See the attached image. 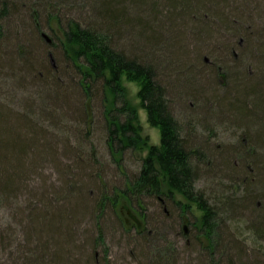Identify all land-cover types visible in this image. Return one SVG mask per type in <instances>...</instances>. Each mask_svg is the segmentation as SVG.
I'll return each instance as SVG.
<instances>
[{
	"label": "trees",
	"instance_id": "trees-1",
	"mask_svg": "<svg viewBox=\"0 0 264 264\" xmlns=\"http://www.w3.org/2000/svg\"><path fill=\"white\" fill-rule=\"evenodd\" d=\"M39 1L48 11L47 26L55 20L60 24L62 34L47 43L37 28L36 33L46 47L41 59L31 48H19L24 36L19 35L20 28L14 34L4 29L11 11L15 16L23 12L33 16L31 8H26L20 0L10 5L7 0H0V89L9 85L10 92L15 94L8 100L6 94H0V212L2 209L11 212L0 228V264H108L103 224L108 212L114 213L121 198L131 204L142 221V226L136 224L134 234L126 233L133 235L132 242L137 240L140 256L146 264H176V251L167 247L169 242L161 233L170 227L166 222L179 227L185 215L195 214L193 209L200 215L191 225L197 228L201 224L202 232L211 242L208 248L200 245L204 252L201 264H223L216 256L222 255L225 247L231 254L237 253L238 247L228 240L220 213L232 214L247 208L251 214H260L255 233L262 236L264 204L261 206L256 200L264 201L263 193L250 194L243 200L214 195L216 202L211 205L205 191L196 185L200 166L205 165L216 175L223 172L227 180L246 190L251 183L264 188V154L259 152L264 150V32L251 27L245 29L239 21L229 19L220 9L225 0H167L166 8L170 11L163 19H159L156 4L151 0H86L95 20L89 24L81 19H62V7L71 0H57L56 7L49 4L52 0ZM129 8L136 12L135 17ZM245 9L244 6L236 8L231 17L248 20ZM147 11L148 18L144 16ZM185 15L192 22L184 19ZM181 19L183 22H179ZM200 22L207 28H200ZM230 24L233 34L227 41L225 34ZM20 26L24 27V24ZM186 29L192 31L189 36ZM125 31L128 34L124 37L132 44V55L118 50L115 44V36L120 38ZM165 32L171 36L169 42ZM182 33H185L184 38ZM242 38L246 42L245 48L241 46ZM162 42L168 44L164 53L173 57V64L178 57L184 60L179 67L168 64L165 68L172 93L157 76L156 69H161L163 56L157 59L159 64L156 65L150 60L151 56L156 57L155 52L147 51ZM194 42L198 45L195 48ZM233 47L243 50L249 62L243 64L245 69L240 67L242 71L232 73L235 79L232 85L225 72L227 83L224 85L219 80V64L211 58H199L206 52L214 57L221 56L219 58L224 55L230 60L233 55L235 57ZM21 48H24L22 52ZM189 54L197 55L196 63H189ZM184 68L188 69L191 78H186ZM63 69L71 70L78 80L66 86L62 82ZM124 80L139 86L137 95L146 110L148 123L160 131L159 145H151L149 138L142 136L138 112L128 103ZM94 89L102 94L101 101L106 100L110 106L104 108L105 128L107 144L113 154H121L127 148L147 152L139 171L125 174L120 188L111 189L99 177L100 166L93 168L85 163L97 164L91 156H88L89 161L84 160L86 152L70 144V138L78 131L64 125L68 116H75L76 110L79 113L83 109L77 102L79 98L73 101L75 90L77 97L90 99ZM167 93L179 101H183V97L193 100L190 108L194 106L195 109L190 113L198 114V123L205 133L211 132L212 121L220 128L227 129L232 124L254 133L247 135V130L244 135L248 139L244 138V142L235 147H220L213 143L215 138L210 135L198 134L197 127L190 130L189 121L184 123L177 119ZM81 114L84 116L83 112ZM47 123L62 137L49 133ZM61 145H64V156L74 161L64 165V186L55 187L53 183L55 191L48 193L36 178L43 174L48 162H52L50 159L57 165ZM92 188L95 189L93 193ZM25 194L30 197L29 203L20 207L21 197ZM149 199L158 200L161 211L146 217L143 205ZM166 204L171 206V211L164 209ZM85 216L92 217L94 230L90 236L89 231L83 233L81 219ZM81 233L82 237H87V242L77 239ZM215 238L219 242L217 248L213 242ZM101 248L104 258L98 260L97 251ZM210 250H216V256ZM78 252L80 258H77ZM236 256L239 264H259L242 261L240 252ZM225 259V263L235 264L233 259Z\"/></svg>",
	"mask_w": 264,
	"mask_h": 264
},
{
	"label": "rangeland",
	"instance_id": "rangeland-1",
	"mask_svg": "<svg viewBox=\"0 0 264 264\" xmlns=\"http://www.w3.org/2000/svg\"><path fill=\"white\" fill-rule=\"evenodd\" d=\"M8 4L16 2V0H7ZM23 5L31 8V11H33V16L30 15L28 12H23L20 16H15L13 15V12H10V19L8 21L4 22V29L5 31H9L11 34H14L18 32L19 30V35H24L20 36L22 39L20 40V45L23 46L24 48H31L32 52H34V55L38 57V59H41V56L46 51V47L44 46V41L45 40L47 43V39L44 37V39H40L36 31L37 28L40 31L39 34H46L50 39L51 42L52 39L54 40L55 37H61V31H60V24H58L55 20L51 22V24L47 26L45 17L48 13L47 8L45 5L40 4L41 2L39 0H20ZM153 3L156 4V9L158 13L159 19H163L164 15H168L170 9L166 8L165 2L167 0H151ZM180 1V0H176ZM53 2V3H52ZM59 1L57 0H52L50 5L56 7ZM68 2V1H67ZM226 2V3H225ZM86 0H71L70 3L62 7V19L64 21H67L69 19H76L80 20L83 23H91L94 20V18L90 14V8L87 5ZM242 4V5H241ZM42 5V6H40ZM24 6V7H25ZM45 6V7H44ZM244 6L246 9V16L248 17V20L240 21L239 19L232 18V11L235 10L236 8H241ZM130 13H132L135 17V11H132V8H129ZM220 9L222 13H224L229 19H232L233 22L239 21V25L244 27L245 29H257L261 30L264 32V0H225L224 3L220 4ZM179 10V9H178ZM145 13V17L148 18V14ZM235 15V14H233ZM187 15L184 16V19L189 20V23L192 22ZM183 19V20H184ZM157 20V19H156ZM181 19L179 22H183ZM236 20V21H235ZM156 22L154 25L156 26ZM178 22V20H177ZM24 24V27L20 26L21 24ZM50 23V22H49ZM200 28H207V26L202 22ZM166 27H170V25H166ZM191 26H189L190 29ZM232 25L230 24L227 28L226 31V40L229 41V38H231V35L233 34ZM35 28V29H34ZM188 29V30H189ZM231 31H230V30ZM187 29L185 31H188ZM8 32V33H9ZM192 31H188V36ZM224 33V32H223ZM128 33L127 31L121 33L120 38L115 36V44L118 50H123L126 52L127 55H132L133 50L131 47V42L128 41V39L124 36H126ZM183 34V38L185 37V33ZM41 35V36H42ZM264 35V34H263ZM164 36L168 39L167 42H169L171 39V36H168L167 32L164 33ZM19 37V38H20ZM114 38V36H113ZM137 38L134 37V40ZM192 39H190L191 42ZM22 42V43H21ZM133 42V41H132ZM245 40L242 38L241 40V46L245 48ZM168 44L162 42L160 43L157 47H152V49L147 50L150 53L155 52L156 57L151 56L150 60L154 64L157 65L159 62V57H162V66L161 69L158 68L157 76L160 82L167 88V91L172 93L171 85L170 82L166 81L167 76L165 74V68L168 67V64H173L174 61L172 60L173 57L169 56L168 54H165L164 52L167 51ZM183 46V45H182ZM198 46L195 42L193 44V48ZM24 48L20 52L24 50ZM235 57L233 55V58L230 60L225 59L223 56L222 58H219L221 56L216 55H210L208 53H201L200 54V60H202L204 57L211 58V61H216L217 64H219V72L221 75L219 76V80L222 84L226 85L227 79H226V74L228 72L229 76V85H232L234 83V78L233 74L237 70L240 72L243 69H240V67L245 65L246 62H249V57L244 56L243 50H238L235 47ZM159 49V51H158ZM162 49V50H161ZM183 50H185L183 48ZM48 51V49H47ZM170 51V50H169ZM49 53V52H48ZM52 53V50H51ZM163 54V55H162ZM165 54V55H164ZM151 55V54H150ZM197 55L194 54H189V63H196L197 61ZM171 57V59H170ZM43 58V57H42ZM168 58L167 60H165ZM196 58V59H195ZM175 63L172 66L174 68L181 66L183 64V58H176ZM226 62V64H223ZM240 63V64H239ZM191 65V64H190ZM66 67V66H63ZM223 68V70L221 69ZM225 68V69H224ZM245 69V68H244ZM187 76L186 78L189 79L191 78V74L187 72V68L183 69ZM5 72H8L7 70H4ZM62 73V82L66 85L69 86L71 83L76 82L78 78L76 77V74H74L71 70L68 69H63ZM226 72V74H225ZM233 73V74H232ZM12 77V76H9ZM171 77V76H170ZM174 78V77H173ZM170 79V78H169ZM184 80V79H183ZM14 82V79H13ZM9 83H12V80H10ZM123 86L126 90L127 94V100L130 106L134 109L137 110L138 116H139V124L142 127L141 134L143 137H148L149 142L151 145H159L160 143V131L158 128H154L148 123L147 120V114L146 110L142 108L141 102L138 98V91H139V86L137 83L131 82L129 80H124L123 81ZM7 87V86H6ZM11 87L7 88H2L0 89V94H6L5 98L6 100L11 99L13 93L10 92ZM71 92H74V90H70ZM176 91L180 92L179 89ZM183 92V91H182ZM75 96H73L77 100L81 106H83V109L78 111L76 110V115H72L71 117L68 116L67 119L64 120V125H68L69 127H72L73 130L76 129L78 132L76 134H73V136L70 138V144L73 145V147L81 148L84 152L83 158L84 160L88 159V156H91L92 160H94L95 163L97 164H92L89 162H85L88 166L92 165L93 168H96L100 166L101 174L99 173V177L103 178L105 183L113 188H120L123 186L124 182V176L125 174L128 173H137L141 167L142 164V159L146 156L147 152L146 151H140V150H134V149H125L121 154H113L114 151L110 150L108 144H107V131L105 128V119L106 115L104 110L105 107L108 106V102L105 100H102V94L98 89H95L92 91V98H88L85 96L77 97L76 96V90H75ZM73 93V94H74ZM21 94V93H20ZM18 95V97L20 96ZM167 98L169 99L171 103L172 110L174 112V115L177 117L178 120H183L184 123H187L189 121V129H194L197 127V133L203 135L205 132H203V128L199 125V116L191 114L190 110H194V106H191L190 108V103L193 101L190 98L183 97V101H179L180 99H175L171 97L169 93H167ZM71 100V102L73 103ZM199 105V104H198ZM117 106H120L118 104ZM48 107V104H47ZM76 105H73V108H75ZM110 108V106H108ZM49 108V107H48ZM78 108V107H77ZM76 108V109H77ZM189 110V112H186ZM83 112L84 116L81 114ZM56 113L59 114V111ZM69 122V123H68ZM71 122V123H70ZM182 122V123H183ZM227 122V121H226ZM228 126V124H227ZM47 127H49V133H55L62 137L60 132L58 130L52 129L48 123ZM210 128L212 129L211 132H206L205 137H208L209 135L211 138H215L213 143L215 142L216 144H219L220 147H235L237 144L241 141L244 142V138L248 139V136L246 137L244 133L248 130L247 128H242V127H237L233 126L230 124L227 129L220 128L219 125H217V122L212 121ZM241 129V130H240ZM75 132V131H74ZM254 133L253 130H248V134ZM184 135H186V132H184ZM62 139V138H61ZM62 143V140H60ZM79 146V147H78ZM79 148V149H80ZM115 146H113V149ZM61 155L58 156V163L57 165L53 162L52 159L48 162V166L45 167L44 172L41 176L37 177V181L41 188L45 190V192H53L55 191V188L52 187L53 183H55V187H62L64 186V182L66 179V176H64V173H62L64 169V165L67 163H71L73 161L70 158H67L64 156V145H61L59 147ZM115 150V149H114ZM258 152V151H256ZM261 154H264V150H259ZM87 155V156H85ZM89 161V159L87 160ZM238 160L236 159L235 162ZM91 167V166H90ZM92 169V168H91ZM90 171V170H89ZM66 174V173H65ZM199 179L197 182L196 187L204 190L205 195L211 205H215V200L213 199L214 195L217 196H227V197H233V200H243L245 197H249L252 195H258V194H264V188L258 184L254 185H249V189L246 190V188L241 187L240 184H233L231 183L230 180H227L225 176L222 174L216 175L217 173L210 171L209 167H206L205 165L200 166V173H199ZM208 174L210 175L209 177ZM213 174H215V177L213 178ZM212 175V176H211ZM209 180V178H211ZM87 181V178H85ZM93 191L95 190L92 188ZM43 191V190H42ZM41 191V192H42ZM22 200H20V207L26 206L29 202L30 197L25 194L22 197ZM24 199V200H23ZM23 201V204H22ZM32 201V200H30ZM256 202H259L261 206L264 204V201L261 198H257ZM240 203L241 202H236ZM160 203L158 200H148L146 204L143 205L145 211L146 217H151L152 215H157L160 213L161 209L159 207ZM14 207H17L16 204ZM171 211V206L166 204L164 206V209ZM194 215L189 214L184 218V221L182 222L181 220V225L179 227L176 226L174 223H169V228L162 230L163 232L161 233L162 237H165V239L168 240L169 244L167 247H171L174 251H176L177 256H175L176 264H201L203 262V257H204V252L203 250L200 249V245L204 247H210V240L207 238V236L202 232V225L198 224L197 228L193 227L191 224L194 222V219L200 215L196 209H193ZM11 212L8 211V209H2L0 212V228L8 221L10 218ZM175 214L174 211L172 210V215ZM220 218L222 219V222H224V225L227 230V237L228 240L231 239V243L235 244L237 249L236 251L232 252L228 250V247H225L222 249V255H215V251L210 250V253L212 252L213 256H216L218 259L223 261V264H227L224 262L228 261L227 258L233 259L235 264L238 262L237 256L238 253H241V259L244 262L248 261H254V262H259V264H264V234L262 236L256 235V226L258 225V219L261 216L260 214H251V211L249 212V209H241L240 212H234L232 214H219ZM174 217V215H173ZM200 219V218H199ZM120 223V226L118 225V222ZM82 227H83V233L86 234L87 231H89V236L93 233L94 230V225L92 222V217L91 216H85L83 219H81ZM136 224H139L142 226V221L137 213V211L131 206V204L125 200L124 198H121L118 201L117 207L114 210V213H109L105 218V222L103 224L104 226V235L106 239V244L108 248V255H107V260L108 264H146L145 261L141 258V254L139 251V245L137 240H133L132 242V236L129 235L126 232L130 231L131 234H134L135 229L137 227ZM150 225V224H149ZM150 226L151 230L154 231V225L151 224ZM147 226V224H146ZM88 236V237H89ZM161 236V235H160ZM160 237V239H163ZM77 239L80 240V242H87V237H82V233L80 235H77ZM233 240V242H232ZM213 242L216 243V248L217 244L219 242H216L213 240ZM162 243V242H161ZM230 243V241L228 242ZM215 247V245L213 244ZM222 246V245H221ZM215 248V249H216ZM222 248V247H221ZM102 251V252H101ZM217 252V251H216ZM102 248L97 251V259L101 260L104 258V254ZM215 253V254H214ZM230 256H233V258H230ZM81 257V253H77V258ZM158 261V260H157ZM159 262V261H158ZM165 263V262H164ZM162 263V264H164ZM83 264V263H82ZM206 264H209L206 263ZM239 264V263H237Z\"/></svg>",
	"mask_w": 264,
	"mask_h": 264
},
{
	"label": "water",
	"instance_id": "water-1",
	"mask_svg": "<svg viewBox=\"0 0 264 264\" xmlns=\"http://www.w3.org/2000/svg\"><path fill=\"white\" fill-rule=\"evenodd\" d=\"M43 37H45V38L47 39V41H48L49 43H51V39H50L46 34H43Z\"/></svg>",
	"mask_w": 264,
	"mask_h": 264
},
{
	"label": "flooded vegetation",
	"instance_id": "flooded-vegetation-1",
	"mask_svg": "<svg viewBox=\"0 0 264 264\" xmlns=\"http://www.w3.org/2000/svg\"><path fill=\"white\" fill-rule=\"evenodd\" d=\"M244 140V139H243Z\"/></svg>",
	"mask_w": 264,
	"mask_h": 264
}]
</instances>
